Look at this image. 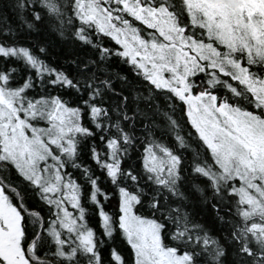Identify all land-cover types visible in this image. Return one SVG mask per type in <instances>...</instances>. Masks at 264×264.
Masks as SVG:
<instances>
[{
  "label": "snow or ice",
  "instance_id": "6c2138e0",
  "mask_svg": "<svg viewBox=\"0 0 264 264\" xmlns=\"http://www.w3.org/2000/svg\"><path fill=\"white\" fill-rule=\"evenodd\" d=\"M7 7L0 264H264V0Z\"/></svg>",
  "mask_w": 264,
  "mask_h": 264
},
{
  "label": "trees",
  "instance_id": "16d2710c",
  "mask_svg": "<svg viewBox=\"0 0 264 264\" xmlns=\"http://www.w3.org/2000/svg\"><path fill=\"white\" fill-rule=\"evenodd\" d=\"M9 2L10 0H0V26H9L19 29L22 24V21L15 16L10 7H7ZM41 38L46 39L50 44H52L54 51H59L64 47V42L61 41L60 38L54 32H43L42 30ZM177 118H179V116H177ZM107 208L109 211L113 210L111 205L107 206ZM89 219L92 226L98 229L96 218L91 211L89 212ZM115 246L118 248L122 247L125 249L127 247L126 245H122L119 239L116 240ZM125 256H127V252H125Z\"/></svg>",
  "mask_w": 264,
  "mask_h": 264
}]
</instances>
